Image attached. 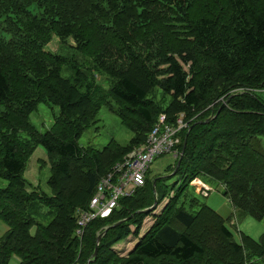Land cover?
Instances as JSON below:
<instances>
[{"label": "trees", "instance_id": "16d2710c", "mask_svg": "<svg viewBox=\"0 0 264 264\" xmlns=\"http://www.w3.org/2000/svg\"><path fill=\"white\" fill-rule=\"evenodd\" d=\"M52 36L70 37L110 85L96 86L73 57L46 50ZM156 86L161 101L170 96L165 105L148 96ZM40 102L59 107L44 132L29 121ZM104 104L132 132L130 141L79 145ZM160 113L167 121L182 113L187 123L176 145L181 151L186 139L182 158L170 169L179 186L174 191L147 172L108 216L75 235V209L87 206L116 162L145 143ZM262 136L264 0H0V178L7 181L0 188L7 225L0 264L11 255L19 264H264V232L253 238L239 231L236 240L229 218L184 194L193 179L208 176L222 184L232 217L263 219ZM39 145L50 163V195L29 191L23 175ZM155 198L154 209L144 211ZM33 200L53 214L47 224L28 211ZM128 236L136 241L122 254L114 246Z\"/></svg>", "mask_w": 264, "mask_h": 264}, {"label": "rangeland", "instance_id": "374dc122", "mask_svg": "<svg viewBox=\"0 0 264 264\" xmlns=\"http://www.w3.org/2000/svg\"><path fill=\"white\" fill-rule=\"evenodd\" d=\"M31 11L35 13L38 11L36 5L31 6ZM72 45H74V41L70 37L65 41H62L57 36H52V39L46 44L45 49L52 52H58L59 54H63L67 57H73L78 63V68L84 71L87 74L88 78H93L95 82L94 84L96 86L107 88L111 82L110 77L107 74L96 70L92 66L91 59L89 57L81 55L72 47ZM184 67L186 70L188 69V65H184ZM66 68L67 67L63 68L62 75L69 77L70 71ZM148 96L153 100L160 102L162 100V91L159 89V87L156 86ZM169 99L170 96L168 94H165L163 101H161V104L165 105L169 101ZM112 103L114 102L111 100V104ZM58 114L59 107L57 105L40 102L38 103L37 108L30 113L29 121L40 132H44L49 129L54 120V117ZM131 137L132 132L122 123L119 116L115 112L111 111L108 105L104 104L98 110L97 120L92 122L83 131L77 142L79 145L84 147L90 145L100 149L112 139L121 145H127ZM260 139L264 147V136L260 137ZM173 162L174 158L170 153L164 154L152 161L149 166L148 173L149 177L161 178L163 182L168 185V188L173 186V190L175 191L181 181L179 180L180 178L178 175H175L173 173L171 174L170 169L173 167ZM23 175L28 182L27 189L29 191L36 190L39 193L50 195V188L47 184V179L50 175V163L46 151L42 146H37L31 154ZM199 178L210 187V192H208L206 196H203L200 193V187H198V185L190 184L187 185L184 194L190 197H196L200 202H205L208 205L211 204L209 200L212 197H218L222 202L231 207L229 201L222 194L223 187L221 183L204 175H201ZM6 184L7 181L0 178V188L5 187ZM173 190L170 192V194L173 193ZM166 200L167 197L161 202V204L157 205V208L153 210V213L159 211ZM87 206L77 208H86ZM28 211L37 221H40L43 224H47L53 218V214L48 212L49 208L45 204L40 203L39 200H33L28 207ZM74 217L76 224L75 212ZM152 221L153 218L151 215L147 216L143 220L141 233L152 223ZM227 222L229 224V227L233 231L236 240H239V231H243L253 238H258L264 232V218L261 220H256L250 216H245L241 219L236 220V225H231L230 219H228ZM0 223L3 224L4 222L0 219ZM34 230L35 226L31 228V232H34ZM135 241L136 238H134L133 236H128L125 240L115 244L114 248L122 254H126L129 251L130 246L134 244ZM8 264H19L17 257L15 255H11Z\"/></svg>", "mask_w": 264, "mask_h": 264}, {"label": "built area", "instance_id": "2783aa9c", "mask_svg": "<svg viewBox=\"0 0 264 264\" xmlns=\"http://www.w3.org/2000/svg\"><path fill=\"white\" fill-rule=\"evenodd\" d=\"M187 127L180 113L173 121H167L165 114H160L147 135L143 145L135 147L123 159L116 162L111 170L103 175L96 184L86 208H77L75 234L80 237L85 226L97 217H105L117 206L121 196L132 194L137 187L145 182L147 170L152 161L166 153L174 158L179 155L176 147L180 143L178 135L182 128ZM200 187V192L206 196L210 188L198 179L192 181Z\"/></svg>", "mask_w": 264, "mask_h": 264}, {"label": "crops", "instance_id": "0c3cea01", "mask_svg": "<svg viewBox=\"0 0 264 264\" xmlns=\"http://www.w3.org/2000/svg\"><path fill=\"white\" fill-rule=\"evenodd\" d=\"M202 181V180H201ZM203 182V181H202ZM204 183V182H203ZM205 185H207L205 183ZM209 196V195H208ZM209 202L211 203L209 206L212 207L215 211H217L222 217L224 218H229L230 219V223L235 224L236 225V218L232 217V213L234 211V209L230 206H228L226 203L222 202L218 197H212ZM7 230V226L3 223H0V236ZM133 247V244L130 246V248ZM129 248V249H130ZM18 259V258H17ZM18 263H19V259H18Z\"/></svg>", "mask_w": 264, "mask_h": 264}, {"label": "water", "instance_id": "95a60500", "mask_svg": "<svg viewBox=\"0 0 264 264\" xmlns=\"http://www.w3.org/2000/svg\"><path fill=\"white\" fill-rule=\"evenodd\" d=\"M185 143H186V139L183 141L182 149H181V151H180V154H179V157H178V161H177V166L179 165L180 160H181V158H182V155H183V152H184ZM174 172H175V170H174L172 173H174ZM154 185H155V181H153V189H154ZM156 205H157V200H156V198H155L153 204H152L150 207L144 209V211H150V210H153L154 207H155ZM101 235H102V233L99 234V235H97V237H96V242H97V243H99V240H100ZM96 254H97V250H96V248H95V250H94L92 256L95 257Z\"/></svg>", "mask_w": 264, "mask_h": 264}, {"label": "clouds", "instance_id": "9594fccd", "mask_svg": "<svg viewBox=\"0 0 264 264\" xmlns=\"http://www.w3.org/2000/svg\"><path fill=\"white\" fill-rule=\"evenodd\" d=\"M160 114H162V113H160ZM160 114H159V115H160ZM163 114H165V113H163ZM165 115H166V114H165ZM158 117H159V116H158ZM166 117H167V115H166ZM157 121H158V119H157ZM148 134H149V133H148ZM145 141H146V140H145ZM163 155H164V154H163ZM148 169H149V168H148ZM147 172H148V170H147ZM146 174H147V173H146ZM93 194H94V193H93ZM90 199H91V198H90ZM89 201H90V200H89ZM109 214H110V213H109ZM109 214H108V215H109ZM108 215H107V216H108ZM105 217H106V216H105ZM145 229H146V228H145Z\"/></svg>", "mask_w": 264, "mask_h": 264}]
</instances>
